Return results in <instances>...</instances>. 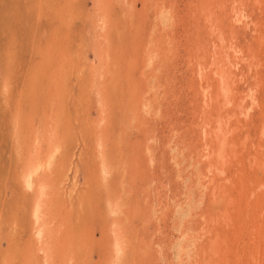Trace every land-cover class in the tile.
I'll use <instances>...</instances> for the list:
<instances>
[{
    "label": "rangeland",
    "instance_id": "374dc122",
    "mask_svg": "<svg viewBox=\"0 0 264 264\" xmlns=\"http://www.w3.org/2000/svg\"><path fill=\"white\" fill-rule=\"evenodd\" d=\"M233 4L252 25H235ZM216 44L244 51L233 70L239 101L259 84L249 125L233 121L247 127L239 157L213 162L220 185L225 166L244 177L247 198L261 190L256 223L264 174L248 166L264 121V0H0V264L196 263L215 225L203 123L238 112L222 102L203 118L198 72ZM51 153L38 174L49 182L38 239L39 186L25 176Z\"/></svg>",
    "mask_w": 264,
    "mask_h": 264
},
{
    "label": "bare ground",
    "instance_id": "6f19581e",
    "mask_svg": "<svg viewBox=\"0 0 264 264\" xmlns=\"http://www.w3.org/2000/svg\"><path fill=\"white\" fill-rule=\"evenodd\" d=\"M244 7H246V6L234 5V7H233V15H234L233 20L235 22V25L236 24H243V23H245V24L251 23V25L253 24L254 21H253L251 15L249 14L247 8H244ZM210 13H211V11H210ZM217 25L218 24H216V26ZM257 25H259V24H256V26ZM255 28L256 27H254V29ZM255 31H257L258 37L261 38L263 36V35H261L262 34L261 33L262 28L260 26L259 27L257 26V29ZM220 41H221V39H220ZM262 44H263V42H262ZM214 48H215V52L213 54V60H212L211 65H210L211 67L209 68L210 70H208V66L201 64L200 68H199V72H198V78L200 80V84H201V88H202V98H203L204 110H205V113H203V118L205 117L204 115H206V113H208L207 112L208 109L212 108L214 104H219L222 102H223V104L221 105L222 110H223V108H225V109L232 108L233 110L236 109L238 112H236L237 114L235 113L236 114L235 116L232 115V117H229V119L228 118L225 119L224 117L221 116L219 119H217L213 122H211L210 120L208 121V119H205L204 123H203V137H204L205 141L207 142V146H206V150L203 153V156L202 155L201 156H202V158L204 157L203 159H205L208 162V164L210 165L211 168L209 169L208 173L204 175L205 180L202 178L204 180V181L203 180L202 181H203V183H205L203 185V187H205L206 189H209L214 196L213 197L214 198L213 207L211 206L212 213H213L211 215L212 221L210 220V221H206V222L208 225H211L212 222H214L215 225L213 227H211L210 230L208 229L209 233L214 234L212 236V238L210 237L212 239V243L210 244V246L208 248H204L205 250L203 248H202L203 251L199 250V252L195 255L196 256V263L195 264H261V261L263 259L262 257H264L263 256L264 255V221H261L262 219H260V221L258 220L256 223L253 222V220H255V216H256L257 211H258L256 208L258 206L257 202H258V200H260L259 198H261V196H262V193L260 192L261 190L258 191V190L252 189V192L250 193L249 197L247 198L248 195L246 196L247 192L245 191L246 190V184L243 183L244 177L242 175H240V176L236 175L233 178L229 174V172H228L229 170L225 166L221 167V173L220 174L223 176L225 175L226 181H224L223 184L220 185L219 184L220 181L218 182L219 176L217 175V173H215V171H217V170H215V164L213 163L215 158H217V159L220 158L223 160L224 163L229 164L230 163L229 160L231 159V157H234V159L236 157H239L240 154H238V146L236 145L235 137L238 133L237 130L238 131L240 130L241 132L243 130L245 132L247 127L243 128V129L240 128V126H239L240 122L238 121L239 124H237V126L234 128L233 121L235 119L239 120V118H241V117L238 116V114H240V115H242V117L245 118V121L247 122V126L249 125L248 122L250 121V119L252 117V111L255 108H257V106H261V101L259 99V92H260L259 84L256 86L253 85L255 87L254 88L252 87L244 95V97H242L239 101L238 100V97H239V93H238L239 92L238 91L239 90V83L238 82L240 79L243 80V78L241 77L240 79H238L239 76L233 70L239 69V62L236 61V59L241 58V57L244 58V56H245L244 51L242 49L238 48V46L235 47L233 45L231 46V45H225V44H221V45L216 44L214 46ZM253 55H254V57L257 56V55L255 56V54H253ZM254 57H252V58H254ZM243 58H242V60H243ZM239 60H241V59H239ZM253 60H255V59H253ZM243 61H245V59ZM258 61H260V60H258ZM248 66H249V64H248ZM234 72L236 75L234 74ZM210 79L215 80L217 82V85L214 86L213 82L211 83L212 80H210ZM249 102L251 103L250 107L248 106ZM223 111H225V110H223ZM209 115H211V114H209ZM262 119H264V118H262ZM261 127H262L261 128L262 131H261V135H260L261 143H260L259 148L257 150L258 153H255L257 155L254 158H252V155H251V157H250L251 160H250L248 168L249 167L251 169L257 168V169H259V172L261 171V173L264 174V121H263V123H261ZM242 134H244V133H242ZM240 137L242 138L241 134H240ZM246 138H245L246 144L247 143L249 144V141H250L248 139L249 135ZM213 141H216L215 144H217V145L212 144ZM238 142H240V141H238ZM248 146H250V145H248ZM244 147H245V145H244ZM229 149L231 151H228ZM52 152H54V151H52ZM49 156L50 157H48L46 160L40 159L37 163L32 164L30 167V170L29 171L27 170L28 172L25 176L26 177L25 183H27L28 186L27 185L26 186L28 188H31V187L34 188L35 184L39 186L38 187L39 195L37 194L38 198L36 200L34 210H33L34 223L38 227L37 232H36L38 239H42L45 236L44 232L46 231V229H45L46 227L44 228L43 215L48 216V215L43 214L44 208H45L44 207V200H45L46 194L48 193V190H46L47 186L45 185L47 182L44 183V180H42L43 183H41L42 182L41 181L40 182L41 184H38V182L40 181V179H38V174H39V171L44 168V166H48L51 163V160L53 159L52 158L53 153H51ZM39 157H37V158L39 159ZM259 157H260V160H259ZM203 159H202V161H203ZM220 163H222V162H220ZM237 163H238V161H237ZM228 164H227V166H228ZM222 165H224V164L222 163ZM237 165H239V164H237ZM208 168H209V166H208ZM251 169H248V170H251ZM230 170H231V168H230ZM233 171H234V169H233ZM240 172H242V170ZM255 173H257V172H255ZM249 174H250V172H249ZM254 175H256V174H254ZM25 177H23V178L25 179ZM43 178H45V177H43ZM260 182H259V186L262 185L260 188L264 187V182L263 183H260ZM48 183H47V185H48ZM254 183H256V182H254ZM36 189H37V186H36ZM263 189H262V191H263ZM259 192L261 195L260 197L258 195ZM203 195H204V193H203ZM45 203H48V202H45ZM260 207H261V205H260ZM49 208H48V210H49ZM263 208H264V206H263ZM261 211H260V213H262L263 214L262 217H264V209H262ZM218 212L222 213V215L221 216L218 215ZM49 215H51V214H49ZM248 217L251 219L253 224L251 225V228L245 229L246 223L243 221H246L248 219ZM259 218H261V217H259ZM219 225H223V226H219ZM36 226H34V227H36ZM220 227H222L223 229H220ZM246 227H248V226H246ZM34 229H36V228H34ZM44 229H45V231H44ZM200 231H201V229H200ZM205 232H203V233H205ZM230 235H232L233 237L229 238L230 240L229 241L227 240V242L225 244V246L227 247L228 250H226L225 252H222L221 251L222 248L220 245L221 238H224L227 236L229 237ZM119 240H121V239H119ZM43 242H45V241H43ZM119 242L120 241L117 242L118 246H119ZM123 242L124 241L122 239L121 243L123 244ZM257 249H258V251L256 253Z\"/></svg>",
    "mask_w": 264,
    "mask_h": 264
}]
</instances>
